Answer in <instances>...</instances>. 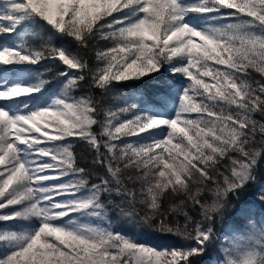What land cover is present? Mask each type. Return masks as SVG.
<instances>
[{"label": "snow or ice", "instance_id": "snow-or-ice-1", "mask_svg": "<svg viewBox=\"0 0 264 264\" xmlns=\"http://www.w3.org/2000/svg\"><path fill=\"white\" fill-rule=\"evenodd\" d=\"M0 264H264V0H0Z\"/></svg>", "mask_w": 264, "mask_h": 264}, {"label": "trees", "instance_id": "trees-1", "mask_svg": "<svg viewBox=\"0 0 264 264\" xmlns=\"http://www.w3.org/2000/svg\"><path fill=\"white\" fill-rule=\"evenodd\" d=\"M41 32L40 29L38 28H32V29H27L25 30L24 34H23V40L25 43L27 44H38L40 41H39V38H38V34ZM5 38H8V37H4ZM47 78V77H46ZM138 91L137 89H133V88H128V89H122L121 92L127 96L128 93L130 92H136ZM75 95H81V93L79 92H76L74 93ZM98 94V93H97ZM132 103H135V101H130ZM109 105H115V106H118V107H123L125 106L123 104L122 101L119 100V98H114V99H110L108 100L107 102ZM256 119H261V117H259L258 115L256 116ZM74 151L78 154H81L85 157H87L88 160H90V155L88 154L87 152V149L85 147V145L83 144H77L74 148ZM86 162V161H85ZM85 162H81V166H84ZM129 234H133V233H129ZM139 238H142L143 239H147V237H145L143 234H137Z\"/></svg>", "mask_w": 264, "mask_h": 264}, {"label": "rangeland", "instance_id": "rangeland-1", "mask_svg": "<svg viewBox=\"0 0 264 264\" xmlns=\"http://www.w3.org/2000/svg\"><path fill=\"white\" fill-rule=\"evenodd\" d=\"M12 230H16V229H12ZM139 238V237H138ZM139 239H142V238H139Z\"/></svg>", "mask_w": 264, "mask_h": 264}]
</instances>
